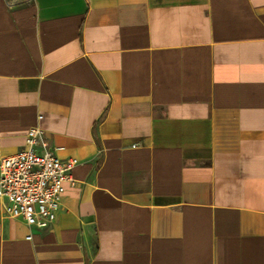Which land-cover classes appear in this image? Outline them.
Listing matches in <instances>:
<instances>
[{"label":"crops","instance_id":"0c3cea01","mask_svg":"<svg viewBox=\"0 0 264 264\" xmlns=\"http://www.w3.org/2000/svg\"><path fill=\"white\" fill-rule=\"evenodd\" d=\"M34 126L80 162L0 264H264V0H0V161Z\"/></svg>","mask_w":264,"mask_h":264},{"label":"built area","instance_id":"2783aa9c","mask_svg":"<svg viewBox=\"0 0 264 264\" xmlns=\"http://www.w3.org/2000/svg\"><path fill=\"white\" fill-rule=\"evenodd\" d=\"M27 133L20 152L0 161V199L7 217L22 218L30 227L46 229L57 220L65 183L80 161L61 160L40 127L34 126Z\"/></svg>","mask_w":264,"mask_h":264},{"label":"water","instance_id":"95a60500","mask_svg":"<svg viewBox=\"0 0 264 264\" xmlns=\"http://www.w3.org/2000/svg\"><path fill=\"white\" fill-rule=\"evenodd\" d=\"M11 2H12V1H11ZM11 2H10V3H11Z\"/></svg>","mask_w":264,"mask_h":264}]
</instances>
